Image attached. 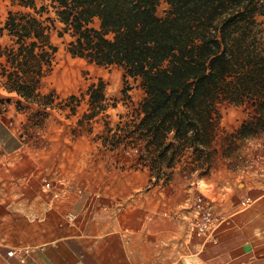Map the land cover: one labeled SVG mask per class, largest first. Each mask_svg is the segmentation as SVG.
I'll use <instances>...</instances> for the list:
<instances>
[{
  "label": "crops",
  "instance_id": "0c3cea01",
  "mask_svg": "<svg viewBox=\"0 0 264 264\" xmlns=\"http://www.w3.org/2000/svg\"><path fill=\"white\" fill-rule=\"evenodd\" d=\"M8 1L0 0V29L9 11H30L13 0L8 7ZM35 2L39 7L47 0ZM62 27L58 23L50 34L58 48L54 65L59 41L68 38L72 59L103 67L73 57L70 34L59 36ZM13 42L7 30L0 32L2 48ZM54 69L38 86L42 95L54 93L55 100L42 121L48 127L35 144L30 142L38 131L30 136L25 127L39 120L41 106L0 84V100L8 103L0 118L5 178L0 190V264H264V178L259 172L228 170L216 146L209 176L194 179L175 168L168 183L153 184L150 167L140 165L135 153L103 146L102 117L91 128L86 120L79 122L87 111L80 112V106L84 102L89 107L85 93L105 81L98 79L84 91L72 67ZM130 80L136 83L130 85L132 91L141 93L139 103L134 102L138 106L146 96L142 79L127 77V84ZM104 93L119 100L108 96L106 86ZM81 94L76 114L69 115L64 103ZM19 101L30 112L20 113ZM118 108L107 111L112 126L113 112L121 115Z\"/></svg>",
  "mask_w": 264,
  "mask_h": 264
},
{
  "label": "trees",
  "instance_id": "16d2710c",
  "mask_svg": "<svg viewBox=\"0 0 264 264\" xmlns=\"http://www.w3.org/2000/svg\"><path fill=\"white\" fill-rule=\"evenodd\" d=\"M35 1L13 0L30 11H9L0 29L14 39L0 45V84L39 104L40 121L55 100L38 86L54 67L58 48L50 34L59 23V36L72 38L73 57L120 67L126 83L127 77L142 79L145 98L115 126L107 111L118 100L106 97L103 81L92 84L79 122L91 128L99 117L106 119L103 146L117 151L124 142L140 165L150 167L153 184L168 183L189 151L195 164L212 165L220 103L255 107L256 115L239 128L241 137L264 130L263 0H163L170 7L165 17L158 15L162 0H47L39 7ZM123 96L124 104L132 103L129 87ZM82 97L72 95L63 106L76 114Z\"/></svg>",
  "mask_w": 264,
  "mask_h": 264
},
{
  "label": "rangeland",
  "instance_id": "374dc122",
  "mask_svg": "<svg viewBox=\"0 0 264 264\" xmlns=\"http://www.w3.org/2000/svg\"><path fill=\"white\" fill-rule=\"evenodd\" d=\"M10 4L11 1L9 0L8 7H10ZM169 9V5L162 0L158 7V15L160 17H165ZM258 19L260 22H262L264 34V15L259 16ZM67 44L68 38L59 41V52L54 65L55 71L60 72L64 70V67H72L77 75L76 80L78 83V88L83 89L84 91L90 84L97 82L98 79H103L106 83L105 86L108 96L111 98L117 96V99H119V110L118 112H116L118 114L125 115L129 111L131 113V111H133V109L137 107L136 104L139 103L138 100L141 97V93L132 91V89L136 86V83L130 80V84H127L126 80L123 79V70L121 68L116 66L105 68L89 67L85 63L80 62L77 59H72L67 54ZM130 85L131 87H133L132 89ZM127 87H130L129 90L131 89L129 95L134 97V101L132 100V103H129V105L124 104V96L123 93H121ZM7 106L8 103H6L5 100H0V118L4 116L2 112H4L5 114L6 112H8V108H6ZM64 108L69 110L68 113L69 115H71L69 104H66ZM218 109L220 115L218 121V129L212 143L216 150V153V146H218L222 151L220 159L224 162L223 165L227 164L228 170L234 171L236 173L254 169L255 173L259 172L264 178V130L248 138H243L238 134L239 128L241 127L242 123L245 120H249L256 115L255 107H253L251 104L235 106L228 103H220L218 104ZM17 110L20 113L30 112L25 110L24 107L17 108ZM85 110L88 111V108L87 104L83 102L80 106V112H84ZM103 120L104 122L106 121V119L104 118ZM119 121L120 119L115 116V112H113V126H115V124ZM47 127L48 125H43V122L39 121L38 119L34 120L30 124L28 123L25 128L30 129V133L32 132L30 136L34 135V133L38 131L36 137H34L30 143L35 144L38 140L37 136L40 137L43 130L47 129ZM25 133L29 136L28 132L25 131ZM41 142L42 140L40 141V143ZM124 147H127V153H134V150L129 149V146H126L123 142L121 148L123 149ZM122 151H124V149ZM193 157L194 155L191 153V151L186 152L182 159L175 166V168H177V173H179L180 175L189 176L190 178L194 179L198 177L203 178L209 176L212 172V165L209 168H207V166L197 165L193 162ZM215 157L213 158L211 164L214 163ZM1 160H3V155L0 149V190H2L3 187L2 183L5 182L3 162H1ZM208 216L210 217L211 215L208 214Z\"/></svg>",
  "mask_w": 264,
  "mask_h": 264
},
{
  "label": "built area",
  "instance_id": "2783aa9c",
  "mask_svg": "<svg viewBox=\"0 0 264 264\" xmlns=\"http://www.w3.org/2000/svg\"><path fill=\"white\" fill-rule=\"evenodd\" d=\"M9 254H10V255H13V254H14V252H10Z\"/></svg>",
  "mask_w": 264,
  "mask_h": 264
}]
</instances>
